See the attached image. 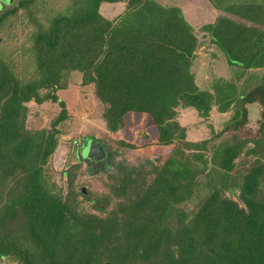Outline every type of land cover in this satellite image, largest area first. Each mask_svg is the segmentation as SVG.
I'll list each match as a JSON object with an SVG mask.
<instances>
[{"label": "trees", "instance_id": "16d2710c", "mask_svg": "<svg viewBox=\"0 0 264 264\" xmlns=\"http://www.w3.org/2000/svg\"><path fill=\"white\" fill-rule=\"evenodd\" d=\"M36 1L0 2V31L23 14L38 22ZM105 1L119 0L45 10L48 21L18 52L0 43V264H264V73L248 87L242 82L248 68L264 64V0H209L220 14L201 28L237 66L233 79L215 77L213 91L194 81L201 41L180 7L127 0L109 18L99 9ZM74 70L92 84L111 131L128 111L149 113L158 142L175 144L171 152L127 163L101 139L103 186L83 192L80 177L92 168L82 158L85 135L74 151L80 158L55 170L68 117L57 90ZM31 100L56 101L60 111L30 127ZM251 102L261 105L260 135L248 146L240 129ZM213 105L232 109L230 120L212 136L185 139L176 108L205 117ZM242 152L256 157L240 173Z\"/></svg>", "mask_w": 264, "mask_h": 264}, {"label": "rangeland", "instance_id": "374dc122", "mask_svg": "<svg viewBox=\"0 0 264 264\" xmlns=\"http://www.w3.org/2000/svg\"><path fill=\"white\" fill-rule=\"evenodd\" d=\"M2 1L9 2L10 0H0V2ZM157 1L180 7L185 19L191 24L194 33L201 41L195 50V56L190 65V70L194 73V81L199 88L213 91L211 88L215 77L233 79L237 66L228 64L221 49L211 41L207 35L208 32L201 28L203 24L212 22L220 14V10L213 6L209 0ZM68 2L70 0H58V2L52 0L51 3L49 0H37L34 7H36V12L39 14L38 22H31L28 20V15H21L15 23L12 25L7 23L6 29L0 31V43L6 45L7 52L12 47L14 53L22 50L23 47H27L30 43V32L38 28L39 22L48 21V18L44 15L45 10L63 6ZM126 2L127 0L105 1L100 4L99 9L104 16L111 18L124 9ZM263 73L264 64L257 68H248L242 77V82L247 83L246 87H248L254 81V78L250 77H260ZM29 76L30 72L27 73V77ZM65 81L67 85L58 89L57 94L65 99L68 117L59 126L61 129L60 143L51 159L55 170L61 167L63 161H75V158H80L78 156L79 151H77V155H74V151L76 145L81 142L80 137L85 135L87 137L83 141L87 140L88 142L86 145L82 144V158L92 159L94 155L95 160L101 159L105 155V148L101 139H104L106 145L109 144V146L116 149L115 159L123 157V162L127 163L139 161L146 156L157 159L160 155L164 158L175 146V144L164 145L158 142L155 124L149 113L146 112H126L122 127L117 131H111L102 116L104 104L96 96L92 84L82 82V73L79 70L70 71L65 77ZM28 104L30 113L27 125L30 127H42L48 124L50 119L60 111V106L56 101L44 100L42 103H36V101L31 100L28 101ZM247 106V120L241 127L240 132L251 139L247 143L248 146H251L253 145L252 137L256 138L260 135L258 127L261 105L258 102H251ZM176 110L175 119L179 120L185 127V139L194 140L217 133L225 126L226 121L230 120L232 113V109L223 112L218 111L215 105L212 106L208 116L205 117L199 115L193 107L181 108L179 106ZM94 137L99 139L94 140ZM73 139L75 140L73 141ZM121 140L132 143L134 146L123 145L119 142ZM181 143V140H177V145L181 146ZM70 149L72 151H69ZM258 149H262L261 145ZM255 157L256 155L240 153L235 158L234 170L243 173L242 171L251 164ZM85 165L83 163V166ZM100 170L99 168H94V170L91 168L89 174H82L80 180H84V184H78L79 187L84 185L85 187H91V189L101 188L103 186L101 181L106 176L102 175L101 178ZM77 180L79 182V179Z\"/></svg>", "mask_w": 264, "mask_h": 264}, {"label": "flooded vegetation", "instance_id": "af4514ba", "mask_svg": "<svg viewBox=\"0 0 264 264\" xmlns=\"http://www.w3.org/2000/svg\"><path fill=\"white\" fill-rule=\"evenodd\" d=\"M89 159V158H87ZM107 164L106 160L101 158L98 160L90 159L88 162V165L92 168H104V166Z\"/></svg>", "mask_w": 264, "mask_h": 264}, {"label": "water", "instance_id": "95a60500", "mask_svg": "<svg viewBox=\"0 0 264 264\" xmlns=\"http://www.w3.org/2000/svg\"><path fill=\"white\" fill-rule=\"evenodd\" d=\"M90 157H91V156H90ZM102 157H103V156H102ZM102 157H101V158H102ZM92 159H94V160H95V156H94V155L92 156ZM79 188H80V190H81V191H83V192H85V191H86V190H85V186H84V185L80 186Z\"/></svg>", "mask_w": 264, "mask_h": 264}]
</instances>
